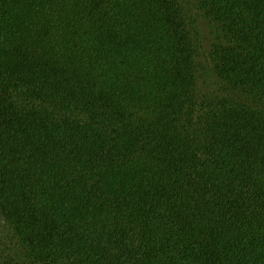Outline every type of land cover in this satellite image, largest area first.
Returning <instances> with one entry per match:
<instances>
[{"label": "trees", "instance_id": "obj_1", "mask_svg": "<svg viewBox=\"0 0 264 264\" xmlns=\"http://www.w3.org/2000/svg\"><path fill=\"white\" fill-rule=\"evenodd\" d=\"M0 264H264V0H0Z\"/></svg>", "mask_w": 264, "mask_h": 264}]
</instances>
